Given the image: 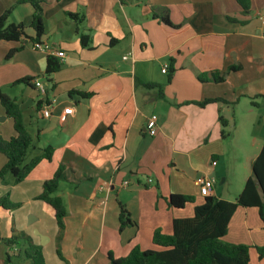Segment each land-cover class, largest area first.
<instances>
[{
    "label": "crops",
    "instance_id": "obj_1",
    "mask_svg": "<svg viewBox=\"0 0 264 264\" xmlns=\"http://www.w3.org/2000/svg\"><path fill=\"white\" fill-rule=\"evenodd\" d=\"M18 1L0 0V16ZM250 1L245 11L236 0H45L41 42L63 53L60 69L50 76L45 75L48 53L32 49L34 9L29 3L16 5L9 22L23 23L27 38L10 59L8 52L22 43L0 41V89L34 77L13 87L20 95L6 94L20 105L33 136L27 159L47 146L54 152L22 182L15 184L10 174L0 179V197L19 204L0 207V264H8L7 254L10 264H34L24 257L25 244L5 243L13 230L42 246L46 264H112L110 253L120 258L137 245L159 249L154 231L171 234L174 219L192 217L204 202L202 178L215 180L210 195L235 200L216 186V178L229 181L225 170L236 137L244 139L246 127L256 128L248 139L254 144L251 164L264 143V0ZM162 15L171 25L160 20ZM82 33L91 37L87 47ZM213 73L224 80L214 82ZM36 78L45 94L35 86ZM205 99L222 101L196 103ZM47 106L48 118L42 113ZM67 107L73 112L61 121ZM152 119L155 136L147 133ZM15 134L0 103V136ZM6 160L0 153V169ZM60 166L65 178L55 195L66 209L61 256L57 221L38 198ZM172 194L195 201L171 207ZM121 207L132 221L122 230ZM224 240L251 246L250 263L264 264L255 249L264 246L259 208L239 207Z\"/></svg>",
    "mask_w": 264,
    "mask_h": 264
},
{
    "label": "trees",
    "instance_id": "obj_2",
    "mask_svg": "<svg viewBox=\"0 0 264 264\" xmlns=\"http://www.w3.org/2000/svg\"><path fill=\"white\" fill-rule=\"evenodd\" d=\"M123 1V0H122ZM245 10L250 8V0H236ZM45 0H19L16 5L29 3L33 9V20L31 27L35 30V37L32 43L41 42L44 35L43 4ZM5 10L0 16V41L23 42L27 38L25 25L23 23H10L9 17L16 7ZM72 17L76 15L71 14ZM161 21L171 25L167 15L158 16ZM81 44L87 47L91 42V37L81 34ZM116 40L112 39L111 44ZM23 48V43L11 49L6 59H10ZM61 67L59 58L48 54L45 75L50 76ZM237 67H231L235 70ZM34 77H24L15 83H30ZM214 82L219 83L224 77L218 73L212 74ZM155 87L153 84H145ZM79 94L87 97L88 93L72 91L71 94ZM212 101H222V99H205L197 104L204 106ZM0 103L6 115L13 120L16 134L10 139L0 136V153L5 155L6 163L0 169V179L6 175H11L14 183L24 181L32 170L43 160L50 161L53 157V148L47 146L30 160L27 159L29 149L33 144L27 125L25 124L23 113L16 99L3 93L0 89ZM223 127L227 125L222 117L220 118ZM222 136H225L222 130ZM65 178V168L60 166L50 180L43 185V191L39 199L51 210V215L57 221V252L61 256L60 242L65 229L64 219L66 209L62 199L56 196L59 183ZM195 198L191 195L172 194L168 198L171 207L183 208L187 203H194ZM0 207L4 209H15L19 204L12 203L8 195L0 197ZM239 207H258L260 215L264 218V143L262 148L252 163V175L246 180L242 191L234 201H228L213 195L204 198L201 205H196L194 215L187 218H177L173 220V230L171 234H165L161 229L154 231L152 241L159 249L144 250L140 246H135L127 256L116 258L109 254L112 264H251V246L242 243H231L224 240L229 228V223L235 211ZM129 214L124 207H121L120 230L131 224ZM25 244L24 257L31 259L34 264H46L42 246L35 244L32 237L24 232L13 230L10 238L5 240L9 247H14L20 242ZM259 256L264 259V246L255 247ZM6 262L10 264L11 256L7 254Z\"/></svg>",
    "mask_w": 264,
    "mask_h": 264
},
{
    "label": "rangeland",
    "instance_id": "obj_3",
    "mask_svg": "<svg viewBox=\"0 0 264 264\" xmlns=\"http://www.w3.org/2000/svg\"><path fill=\"white\" fill-rule=\"evenodd\" d=\"M18 84L20 83H13L11 84V87L9 88L8 87L3 88L2 92L5 94L7 93L9 95H13V94L20 95V92L18 90L16 89L13 90V87L17 86ZM21 86H25V85L22 84ZM25 113H26V110H25ZM254 123L257 124V122H254ZM226 129L228 133H230L231 135L233 134V131L231 130V128L228 127ZM251 130L254 131L256 130V128H252V126H250V128L248 129L246 127L245 136H244V132H243V136H241L244 139H239L238 137H236L237 138L235 140L236 152L233 153L231 143L229 142L230 150L232 152H230L229 154L228 167L225 170L229 173V176H228L229 181L223 184L221 182L223 179V176H217L216 178L217 179L216 186L220 188L221 190H223L224 195L230 199H234L235 197L239 195V193L241 192V183L244 181L243 180L244 177L246 175L250 176L252 174V164L250 163L251 158H249L248 156V155H253L252 151L254 150V144L252 143V140L251 142L248 141V139L251 137V133H250ZM236 135L239 136V133H237ZM29 154L31 155L30 151H29ZM20 243L23 244L22 241Z\"/></svg>",
    "mask_w": 264,
    "mask_h": 264
},
{
    "label": "built area",
    "instance_id": "obj_4",
    "mask_svg": "<svg viewBox=\"0 0 264 264\" xmlns=\"http://www.w3.org/2000/svg\"><path fill=\"white\" fill-rule=\"evenodd\" d=\"M261 21L262 23L264 24V15L261 17ZM32 49L34 51H44L52 56H55L57 58H62L63 57V53L54 48V47H51L50 45L46 44V43H43V42H34L32 43ZM126 58V57H125ZM167 65H165L162 69V72L163 73H166L167 71ZM34 84L37 88L40 89V91L45 94V86L43 84V82L39 79H35L34 81ZM73 112V108L72 107H67L64 109L63 113L61 114L60 116V119L61 121H65L66 120V117L71 114ZM43 113V116L44 117H50L51 115V106H47L43 109L42 111ZM147 133L150 135V136H155L156 133H157V127H156V123H155V120L152 119L148 122L147 124ZM217 164V161L216 160H213L212 161V166H215ZM151 181V180H149ZM199 184V189H200V194L202 196H208L211 194L213 188H214V185H215V180L213 178H202L199 180L198 182Z\"/></svg>",
    "mask_w": 264,
    "mask_h": 264
}]
</instances>
